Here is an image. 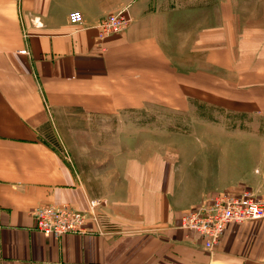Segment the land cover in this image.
<instances>
[{
    "label": "crops",
    "instance_id": "obj_1",
    "mask_svg": "<svg viewBox=\"0 0 264 264\" xmlns=\"http://www.w3.org/2000/svg\"><path fill=\"white\" fill-rule=\"evenodd\" d=\"M253 1L0 0V264H264V219L226 225L211 251L179 227L173 171L156 153L128 162L90 234L46 237L32 216L49 205L86 212L94 199L45 138L58 110L264 113V29L244 19ZM122 9L130 23L99 40L94 25ZM74 11L82 25L69 22ZM260 149L249 165L223 146L216 194L264 202Z\"/></svg>",
    "mask_w": 264,
    "mask_h": 264
},
{
    "label": "rangeland",
    "instance_id": "obj_2",
    "mask_svg": "<svg viewBox=\"0 0 264 264\" xmlns=\"http://www.w3.org/2000/svg\"><path fill=\"white\" fill-rule=\"evenodd\" d=\"M250 5L244 19H257L260 24H247L246 28L264 29V0L260 8L255 3ZM256 44L263 46L264 40ZM56 112L54 122L44 128L45 138L72 166L92 200L101 202L96 209L106 206V198L120 197L128 162H141L156 153L173 171L170 202L185 210L181 220L219 191L223 168L217 156L223 146L237 151L236 156L249 165L256 151L264 147L263 112L235 114L204 103L182 112L154 104L114 115L72 109Z\"/></svg>",
    "mask_w": 264,
    "mask_h": 264
},
{
    "label": "built area",
    "instance_id": "obj_3",
    "mask_svg": "<svg viewBox=\"0 0 264 264\" xmlns=\"http://www.w3.org/2000/svg\"><path fill=\"white\" fill-rule=\"evenodd\" d=\"M69 22L83 24L82 15L74 11L69 15ZM126 9L111 14L94 25L99 40L119 32L130 23ZM25 54L26 51H20ZM99 200L88 202V211L80 212L69 205H49L37 208L32 216L35 228L44 236L60 237L68 234L88 235L89 224H97L96 207ZM264 219V202L255 199L250 193L238 195L216 194L204 205L186 212L180 220L179 227L195 233L202 241L203 247L211 251L218 242L224 227L231 223H244Z\"/></svg>",
    "mask_w": 264,
    "mask_h": 264
}]
</instances>
